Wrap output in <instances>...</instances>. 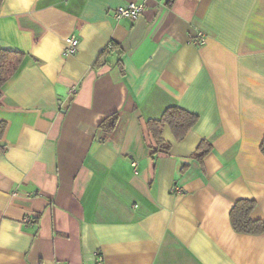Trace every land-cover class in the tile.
Here are the masks:
<instances>
[{"label": "crops", "instance_id": "crops-1", "mask_svg": "<svg viewBox=\"0 0 264 264\" xmlns=\"http://www.w3.org/2000/svg\"><path fill=\"white\" fill-rule=\"evenodd\" d=\"M0 49L24 54L0 88V264H264L228 216L264 221V0H2ZM172 106L197 122L152 154Z\"/></svg>", "mask_w": 264, "mask_h": 264}, {"label": "trees", "instance_id": "trees-1", "mask_svg": "<svg viewBox=\"0 0 264 264\" xmlns=\"http://www.w3.org/2000/svg\"><path fill=\"white\" fill-rule=\"evenodd\" d=\"M2 0H0V3ZM113 50V46L107 47L101 52L97 59V66H101L107 55ZM24 58V54L15 50L0 49V88L17 71ZM197 116L186 112L178 107L166 108L158 119L146 121V128L152 139V154L167 152L170 144L163 141L161 134L164 126H167L175 140H182L188 131L196 124ZM117 117L109 116L101 125V130L110 132L116 124ZM5 130V125L0 123V138ZM1 149V148H0ZM211 146L206 141H201L191 155L192 158L202 161L203 157L210 151ZM260 153L264 157V138L259 146ZM256 204L253 200L241 199L234 203L229 211V223L233 231L247 235H258L264 233V221L252 220L250 215Z\"/></svg>", "mask_w": 264, "mask_h": 264}, {"label": "built area", "instance_id": "built-area-1", "mask_svg": "<svg viewBox=\"0 0 264 264\" xmlns=\"http://www.w3.org/2000/svg\"><path fill=\"white\" fill-rule=\"evenodd\" d=\"M143 10H144L143 4L132 1L126 4L125 6H119L115 8L113 10V17L116 20H120L126 17L136 19L143 13ZM65 42H66L65 54L66 55L74 54L77 50L79 43L77 35L71 34L67 36Z\"/></svg>", "mask_w": 264, "mask_h": 264}]
</instances>
